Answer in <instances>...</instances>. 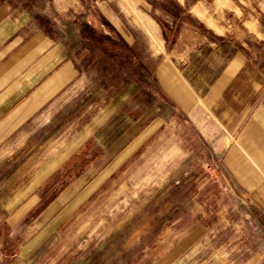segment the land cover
I'll list each match as a JSON object with an SVG mask.
<instances>
[{"label":"crops","instance_id":"1","mask_svg":"<svg viewBox=\"0 0 264 264\" xmlns=\"http://www.w3.org/2000/svg\"><path fill=\"white\" fill-rule=\"evenodd\" d=\"M53 1L0 0V264H55L81 227L87 251L64 261L87 264L100 241L93 230L110 225L79 218L115 181L140 191L141 182L197 180L201 169L214 195L230 199V227L253 230L225 239L214 264H264V0H169L161 42L135 11L148 44L128 40L103 8L116 30L101 35L129 53L111 76L67 39L66 8ZM191 240L152 264H172ZM133 246L135 261L140 239Z\"/></svg>","mask_w":264,"mask_h":264},{"label":"rangeland","instance_id":"2","mask_svg":"<svg viewBox=\"0 0 264 264\" xmlns=\"http://www.w3.org/2000/svg\"><path fill=\"white\" fill-rule=\"evenodd\" d=\"M52 2L54 3L53 0ZM57 5L66 8L62 10L61 27L68 36L67 39H71L72 45H77L79 51L83 48L93 51V37L99 39V36H103V29L116 30L113 21L118 22L120 27H125L127 39L131 42L148 44L153 41L149 31L136 20L135 11L142 13L148 27L156 33L157 41L161 42L159 31L167 25L164 19L165 15H169V0H56ZM103 8H109L113 21L101 15ZM91 13H94V24L87 22L86 15ZM125 54L126 66L129 67L128 49ZM134 70L133 67L126 68L127 74H132ZM195 178L197 180H180L173 185L169 180L141 182L140 191L137 189L140 185L135 181H115L110 191L95 202L93 208H98L99 211L94 210L88 214V218L84 214L79 218V222L83 221L81 225L85 226L86 220L89 224L90 220L96 223L100 216L104 215L110 225L106 231L93 230V236H98L99 243L101 240L105 243L100 245L98 251L96 248L99 243H96V240L89 246L95 255L93 261L87 264H152L168 249L175 247L174 252H180L181 240L187 236L193 239V244L184 246V253L172 264H181L184 259L183 264H203L204 260L205 264H214L215 249L219 252L220 248L226 247L225 239L239 238L253 232L230 227L231 220L236 219L235 214L229 212L230 199L214 195V188L217 189L218 184L214 182L208 170H199ZM107 208H117L118 211L99 213L100 209ZM149 208L154 210L150 212ZM85 229H78L75 243L62 244L63 256L55 264H74L75 262L64 261L73 248H77V256L87 251L78 239L83 236ZM69 231L64 232V237H74ZM209 238L211 239L206 241L205 245H201L204 239ZM139 239L142 254L134 261L133 251L137 254L138 248L133 244ZM124 249H130L131 254L118 262V258L125 253ZM163 260L160 263L168 264L169 258Z\"/></svg>","mask_w":264,"mask_h":264},{"label":"trees","instance_id":"3","mask_svg":"<svg viewBox=\"0 0 264 264\" xmlns=\"http://www.w3.org/2000/svg\"><path fill=\"white\" fill-rule=\"evenodd\" d=\"M93 40L94 59L104 62V66L100 70L103 74L111 76L115 72L112 65L117 66L118 62H126V54L123 52L121 44L116 40L105 36H99V39L93 37ZM107 63L108 65H106Z\"/></svg>","mask_w":264,"mask_h":264}]
</instances>
